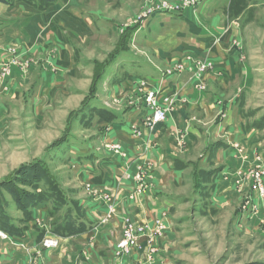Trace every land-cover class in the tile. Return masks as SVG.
I'll return each instance as SVG.
<instances>
[{"label":"crops","instance_id":"0c3cea01","mask_svg":"<svg viewBox=\"0 0 264 264\" xmlns=\"http://www.w3.org/2000/svg\"><path fill=\"white\" fill-rule=\"evenodd\" d=\"M78 1L93 0H55L42 13L33 7L31 12L16 1L13 5L0 2V61L12 57L6 51L9 47L15 49L18 61L10 65L7 76H0V139L12 138L9 125H17V116H22V112L23 119H33V127L47 111L67 115L73 100L85 97V107L73 123L80 131L94 135L93 141L86 142L74 133L67 156L57 157L58 164L68 161L66 177L71 176L79 189H75L74 200L60 188L68 200L59 209L50 210L55 221L48 223L67 225L76 220L85 228L74 236L54 233L59 235L57 245L43 247L42 241L48 236L42 237L41 226L49 216L46 218L47 206L42 202L33 207L30 215L38 228L30 225L33 220L19 231L14 221L3 224L8 231L0 224L9 236L8 241L0 240V264H173L172 257L181 255L175 247L180 235H176L172 220L173 211L180 208L185 197L179 192L182 190L194 193L188 196L205 215L230 204L237 205L231 220L235 226L263 230L264 199L244 176L264 162L263 128L258 123L260 118H253L247 110L245 63L234 48L225 47L229 39H222L224 0H204L199 15L188 10L156 12L141 24L129 27L127 44L107 61L89 94L92 59L81 48L75 49L68 36L82 31L83 41L75 39L77 44L82 43V49H88L90 42L95 41L100 51H105L101 44L113 42L119 36L118 21L113 22ZM35 3L36 0L30 4ZM56 14L60 15L62 25L54 19ZM42 35L53 37V44L43 41ZM146 53L159 60L154 63ZM185 57H190V62L183 63L184 71L165 70L160 64V60L171 59L174 63ZM206 58L212 67L206 73L207 88L201 91L195 87L190 72L193 60ZM131 84L173 98L164 123L152 131L143 125L150 113L143 98L146 90L137 92V86ZM214 84L230 92L217 93ZM235 84L238 87H233ZM114 98L123 102L114 103ZM196 116L200 123L193 120ZM60 128L52 130L53 138L59 137ZM134 130L140 131V136H134ZM71 135H60L45 157L55 161L52 150ZM20 141L11 139L8 143L18 148ZM115 144L121 146L123 155L104 148ZM139 167L147 170L150 187L133 200L128 194L136 185L133 174ZM90 191L110 193L116 200L117 209L109 221H103L105 204ZM247 195L248 207L242 209L239 200ZM162 214L167 219L170 216L173 223L169 222L163 235L152 241L155 253L150 262L146 248L129 256H114L122 217L147 222ZM139 241L146 245L145 237Z\"/></svg>","mask_w":264,"mask_h":264},{"label":"rangeland","instance_id":"374dc122","mask_svg":"<svg viewBox=\"0 0 264 264\" xmlns=\"http://www.w3.org/2000/svg\"><path fill=\"white\" fill-rule=\"evenodd\" d=\"M7 1L8 3L6 4L11 5L15 4L16 2L22 3L17 4L26 6L28 9H30L31 12H33V10L30 7H33L34 9L42 13L53 6L51 5V3H47V1L45 0H37L34 6L29 3V0ZM203 1L204 0H93L92 3H86V1H78V4L79 2H81L82 6H87L91 11L102 13L103 16L109 18L111 21L115 22V20H117L119 23H117L119 36L115 38V41H108L109 43L107 42L105 44H101L105 49H107L105 51H100V47L98 44H96L97 42L95 41L90 42V44L92 45L91 47L90 45H88V49H86V47H83L82 49V43H76L79 39L83 41L84 34L81 30V32L74 31L76 34H69L68 36L69 38H72L70 44L73 45L75 49L81 48V51L84 52L86 56L90 57V59H92L91 71L89 69L90 74L88 73L90 84L87 94H89L91 90L93 91L96 83L99 81V77L102 74L104 65L107 63V61L110 60V58L118 48L127 44V34L129 27L134 24H141L144 19H147L149 16L156 12L150 14L147 17L144 16L145 13H147L150 9L163 6V4L166 3L171 6L172 9L176 10L180 8L181 12L188 10L192 11L195 15H199L197 12ZM4 2L5 1L2 0V3ZM222 6L224 8V15L226 16L224 19V26L221 29L223 36L222 39H229L225 47L229 46L230 49L234 48L238 53L239 59L245 63V76L248 79V84L246 86L248 89H244L247 91L246 94L248 95L249 105L247 107V110L254 115L253 118H261L262 116L264 118V0H224ZM158 12L177 13V11L160 10ZM59 18V14L54 15V19L57 21V23H59V25H62ZM62 23L64 24L63 21ZM43 26L47 27L48 25L43 24ZM64 28L66 29L65 26ZM230 31H233L232 34H230ZM42 37L43 38L41 39H43V41L49 40L50 44H53V37L50 38L49 36L45 35H42ZM75 39L78 40L75 41ZM221 40L219 42H221ZM76 44L78 45L77 47ZM145 56H147L148 58H152V61L154 63L159 60L157 58L150 57L148 53H146ZM170 60H160V64L162 66H165V70L177 69L178 71H184L183 63L185 61L190 62V57L177 59L178 61H174V63H172ZM194 61L195 60H193L194 68L198 63L201 62L208 61L211 63V66L203 73L201 77V82L203 83L204 90L197 87L198 79L195 77L194 68L192 70L193 72H190V78L196 81L195 87L198 90L205 91L207 88L206 73L212 67V62L207 58L204 59V61ZM9 73L10 70L8 71V74ZM140 84H131V86H137V92L151 90V88H143V86ZM214 85L217 89L214 91L217 93L228 95L227 92H230L221 85ZM237 85L238 84H235V86L233 87H236ZM237 89L235 90V92H237ZM93 93L94 92H92V94ZM77 99L78 98H76V100H73V108L70 109L67 115H64L62 113L58 114L57 112L48 113L47 111L46 113H44L43 117L41 116L39 120H37L36 123L33 124L32 127L31 121L33 119L31 117L27 118L28 116L23 119L22 112V116H17L18 119L16 120H18L19 122L17 125L8 124L9 129L13 134H11L12 138H7L8 140L5 139V141H2L0 139L1 225H10V222L14 221L17 226V230H21L24 227L25 223L30 220V215L32 214L33 207L42 203L41 201L44 198L42 195L45 192H49V188L53 189L55 183L57 188H63L65 192L75 200L74 196L77 192L75 189H79V187L74 183L75 180L73 181L72 178H70L71 176L66 177V175L69 174V170L66 167L68 161L65 163V161L63 160L58 164L57 157L59 155L67 156L68 149L70 148L69 143L74 142V133L78 134V136H81V139L86 142H91L94 140V135L91 134V131L88 132L84 131L83 129L80 131V129H77L78 125H75L73 123L74 120L78 118V113L82 111L87 102L86 97L81 99L80 101H77ZM118 100H121V98H114L112 102L118 103ZM121 102L123 101L121 100ZM172 104L173 98H170L169 103H160V106L165 109V118L170 112ZM165 118L160 123L154 125L152 129L148 130L152 131L156 126L164 123ZM193 120L199 123L201 122V119L199 120L198 116L193 117ZM57 127H61V131L58 133L59 137L60 135H63L62 137H64L66 134L72 135L67 141L52 150L51 155H55V161L53 160V162H51L45 157V155L50 147H52L53 144L56 143V140L59 138H53L54 133L52 132V130L57 131V129H54ZM262 128V134L264 137V119ZM11 139L19 141L21 140L20 147L13 148L10 143H8V141H10ZM118 147L120 153L115 154H123L121 146L119 145ZM104 148L112 151L111 147L107 145H104ZM263 164H261V167L264 170ZM139 172H142L143 174H140ZM138 173L145 179L148 178V172L144 168L139 167L137 172L134 173L133 176ZM37 177H39L40 180ZM36 179H38L39 181H35ZM135 187L133 191L128 194V197L133 200L140 197L135 196ZM182 191L183 192H179L182 193L185 197L182 199L183 201L181 200L182 203L180 205V208H177V210L173 211L175 219L173 218L174 220H172L174 222L175 230L177 231L176 235H180V238L177 240V246L175 247H177L181 255L178 257H172L173 264H264V229L257 231L254 228L251 229L249 227H243L241 229L238 226H235L231 222V220L234 216L235 210H237V205L234 206L230 204L209 214L208 212H205V215L202 213V211H200V209L198 211L197 207L194 205L192 196L189 197V193L186 190ZM90 193L93 194V197H99L101 194V192L94 193L92 191H90ZM106 194L109 196V199H111L110 203L114 206V214L117 209L116 200L110 193ZM192 194L194 193L192 192L189 195ZM242 196L239 202L243 209L245 206L248 207V205L246 204L250 200L248 195L246 198ZM53 202L54 194L50 195L49 200H44V203H46L44 206H47L46 218L48 216L49 217L47 218V221L44 223V225L41 226L43 227L41 229H44L41 235L43 234L42 237L48 236V238L57 239L59 235L56 236V234H54L56 233L54 231V224H48L55 221L54 216H52L50 212V210L53 211V209L51 208ZM176 206H178V204ZM58 216H60L59 212L57 214V217ZM157 218L158 217H156V219ZM124 219L125 217H122V227L124 224ZM171 219L172 218H170L169 216L166 225H169V222L173 223ZM32 220L33 218L30 221ZM109 220L110 218L106 217L103 221L105 222ZM131 220L133 219L131 218ZM135 222H137V224L140 223L138 221ZM32 224L33 226L34 224L37 225L36 221L34 220L30 225ZM56 224L57 223H55V225ZM144 224L151 228H145L144 233L140 236H142V238L145 236L149 238L148 233L153 227V219L152 221H147ZM4 225L3 227H5ZM168 225L166 230L168 229ZM34 227L38 228L37 226ZM122 227L120 235L114 245L115 257H117L116 244L122 237ZM12 230L15 231L14 228ZM0 231L6 233V231L1 227ZM13 234L16 235L15 232ZM75 234H78V232ZM75 234L71 233L67 235L74 236ZM5 235V237L0 236V240L8 241L9 236L7 234ZM140 247L148 249V246L145 244H141Z\"/></svg>","mask_w":264,"mask_h":264},{"label":"built area","instance_id":"2783aa9c","mask_svg":"<svg viewBox=\"0 0 264 264\" xmlns=\"http://www.w3.org/2000/svg\"><path fill=\"white\" fill-rule=\"evenodd\" d=\"M177 11L181 12L180 8L178 9H172L171 6L168 4H163V6H159L153 9H150L147 13L144 14L145 17L149 16L150 14L158 11ZM6 51H8L12 57L7 60H1L0 61V76H6L9 71V67L11 64L18 63L17 58L15 56V49L12 47L6 48ZM9 61V62H8ZM25 66V63L23 64ZM211 66V63L208 61L198 63L196 67L194 68V74L195 77L198 79L197 87L199 89L204 90L203 83L201 82V77L203 73ZM177 70V69H175ZM170 72V71H169ZM170 96L168 95H161L157 91L154 90H147L144 94V101L146 102L147 106L150 107V113L143 121L144 127L147 129H152L154 125L157 123H160L165 118V109L160 106V103H169L170 102ZM134 136H140V131L134 130L133 131ZM111 147L112 151L114 153H119V147L117 145H109ZM123 155V154H122ZM140 174H143L142 172H139ZM135 174L133 176L134 180L136 181V187L134 190L135 196L142 195V193L149 189L150 184L148 181V178L145 179L140 174ZM141 176V177H140ZM245 178L252 181V188L257 192L258 196L261 199H264V170L262 169L261 165H257L254 169L248 170L244 174ZM102 200H104L107 203L109 215L107 218H111V214L113 212L114 206L110 203L111 199L109 200V196L106 193H101L99 196ZM249 203V202H248ZM248 203L246 205H248ZM104 219V218H103ZM168 219L166 218V215H163L155 218L153 220V227L150 229L149 238H147L148 243V249H146V258L150 262L151 256L153 255L152 252L154 249H152V242L156 237H160L167 228ZM145 228H148L145 224H137V222L131 220L130 217H125L124 224L122 227V237L116 244V256L117 258H121L123 256H129L133 253H138L139 250H141V242L139 241L142 236ZM7 233H4L0 231V236L5 237ZM8 235V234H7ZM140 237V238H139ZM42 244L44 247H54L57 245V239L55 238H45L42 241ZM151 248V249H150Z\"/></svg>","mask_w":264,"mask_h":264},{"label":"trees","instance_id":"16d2710c","mask_svg":"<svg viewBox=\"0 0 264 264\" xmlns=\"http://www.w3.org/2000/svg\"><path fill=\"white\" fill-rule=\"evenodd\" d=\"M5 2L4 3H8L7 0H4ZM25 1H28V0H25ZM31 3L32 1H35V0H29ZM37 1V0H36ZM47 1V3L51 2L52 0H45ZM0 2H2V0H0ZM263 116L259 119L258 123H260L262 125L263 123ZM39 180L40 178L37 177ZM38 179H36L35 181H39ZM53 181V180H52ZM56 184V183H55ZM54 184L53 186V189L52 188H48L50 189L49 192H45L42 196L44 197L43 200L41 202H44V200H49L50 199V195L51 194H54V202L51 206V208L54 210H57L59 209L61 206H63V204L66 203V200H68L67 198H65L62 194V191L56 187V185ZM61 216L65 217L64 214H62ZM69 224L65 225V224H62V223H57L55 226V232L58 233V234H71V233H75L77 232L78 230H81V228H84V226H82L81 223H77L76 220H70L68 222ZM65 225V226H64ZM6 229V228H5ZM7 230V229H6ZM8 231V230H7Z\"/></svg>","mask_w":264,"mask_h":264},{"label":"bare ground","instance_id":"6f19581e","mask_svg":"<svg viewBox=\"0 0 264 264\" xmlns=\"http://www.w3.org/2000/svg\"><path fill=\"white\" fill-rule=\"evenodd\" d=\"M119 145V144H118ZM117 145V146H118ZM119 153H120V150H119ZM138 196H141V195H138ZM132 197V196H131ZM110 200V199H109ZM101 201H103V203L106 205V216H105V218L109 215V211H108V206H107V203L104 201V200H102L101 199ZM113 211H114V209H113ZM113 215V212H112V214H111V216ZM155 218H153V220H154ZM141 224H144L145 222H140ZM148 228H151V227H149L148 226ZM146 239V245H147V243H148V239L147 238H145ZM152 242V241H151ZM152 244V243H151ZM152 249H154V251L152 252V254H154L155 253V248L153 247V245H152V247H151ZM150 248V249H151Z\"/></svg>","mask_w":264,"mask_h":264}]
</instances>
